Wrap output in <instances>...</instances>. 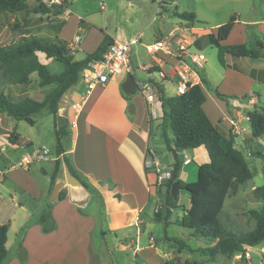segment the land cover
<instances>
[{
	"label": "crops",
	"instance_id": "obj_1",
	"mask_svg": "<svg viewBox=\"0 0 264 264\" xmlns=\"http://www.w3.org/2000/svg\"><path fill=\"white\" fill-rule=\"evenodd\" d=\"M231 1L235 4L245 0ZM128 3L131 4V1L128 0ZM159 4V8L163 9H167L171 4L177 6L172 0H160ZM100 8L104 10L105 7L101 5ZM205 8L203 17L198 14L196 8L183 6L185 10L181 11H193L196 20L189 22L172 13L179 19L172 24L167 20V14L158 15L159 12L150 7L148 10L144 9L137 26L119 24L114 20V10L111 9L106 14L107 24L98 31L88 28L84 18L76 16L69 41L80 34L83 46L80 42L74 53L75 59H81L92 52L104 34L109 35L112 40L129 42L131 39H137L138 42L131 45L129 68L116 79L87 89L86 83L80 78L72 86L62 115L68 120L70 141L64 146V151L55 156L53 123V164L49 173L42 170L46 173L45 177H37L28 164L22 182L9 178L11 168L22 166L19 164L20 160L17 165L12 164L7 173L0 170V179L3 177L2 181H8L14 189L5 194L0 192V223L8 224L5 241L7 256L4 264H164L173 257H177L179 262L189 257L187 251H176L162 235L155 236L150 229L156 225L158 230L162 231V223L153 218L161 203L158 204L160 197L156 192V175L145 167V160L156 157L163 164L161 157H166L167 162L163 166L167 168H170L172 162L168 146L173 143V134L168 117L163 115L158 99V87L163 90L164 95L176 93V89L173 93L167 92L170 86L176 87V76L173 75L176 62L167 54L161 53L158 57H152L144 53L143 45L169 37L175 42H186L189 51H198L205 57V66L200 71L208 82V88H203L205 101L202 108L224 137L229 134L234 136L235 147L238 143H249V136L253 137L247 114L252 109L250 107L264 99V59L253 62L245 56L220 55L218 48L205 39L197 45L194 43L206 33H215L216 28L226 22L232 14H235L236 22L222 44L242 43L261 36L264 38V17L261 16L264 0L252 2L247 16L250 18L244 19H239L243 11L238 6L228 10L220 20L213 19L215 11L211 5ZM69 13L66 3L63 11L57 14L63 18L57 32L65 25ZM9 22H15L14 17ZM209 24L211 25L208 26ZM2 42L3 39L0 38L1 44L9 43ZM262 43L264 44V41ZM79 51L88 52L77 58ZM134 67L148 73L146 80L142 79L140 72L136 73ZM60 69L61 66L53 70ZM128 72L138 83L139 93L136 91L134 94H126L122 91L121 83ZM139 78L142 79L140 83ZM144 83L149 85V91L153 93L151 101L146 99L142 91ZM213 89L235 97L226 102L218 98ZM129 103L133 104L132 113L128 111ZM243 108H247L244 110V116ZM4 116L10 117L4 113L0 114V131H15L18 133V140L15 144L0 141V147L4 145L6 149L8 146L6 151L12 152L20 145H31L32 138L24 136L18 128V123H15L21 120L13 118V124L4 126L1 124ZM153 123L156 127L154 131ZM3 135L0 132V137ZM42 147L46 146L42 144ZM5 149L0 151L2 159ZM63 157L68 158L67 165L75 176L99 191L102 207L99 200L84 186L64 184L60 189L63 198L49 199L56 179L61 177L63 164L67 163ZM178 157L181 160L179 179L185 182L195 180L197 164L208 161L205 149L200 147L182 150L178 152ZM57 158L62 159L61 168L52 183L51 176ZM198 159L200 162H197ZM167 195L173 199L169 206L171 211L178 205L181 189L176 197L169 194V191ZM185 200L186 206L182 207V213L190 205V199ZM47 208L50 209L55 227L44 232L38 219L40 213ZM178 217L180 216L175 219ZM170 226L181 225L172 221L166 225L167 235L173 237L167 232ZM107 232L112 233V247L107 245ZM144 235H148L147 244L142 242ZM183 235L185 240L195 238L191 229ZM111 249L118 252L117 256H109L108 250Z\"/></svg>",
	"mask_w": 264,
	"mask_h": 264
},
{
	"label": "trees",
	"instance_id": "obj_2",
	"mask_svg": "<svg viewBox=\"0 0 264 264\" xmlns=\"http://www.w3.org/2000/svg\"><path fill=\"white\" fill-rule=\"evenodd\" d=\"M35 5L29 9L27 0H0V13H18L31 10L34 13L51 11L57 15L63 11L67 0H63L61 5L53 8L47 7L42 0H34ZM173 14L189 22L196 20L193 11H173ZM236 22L235 14L220 24L215 33H206L197 38L194 43L197 45L203 39L209 44L215 45L219 54H230L235 57L245 56L253 62L264 59V44L258 38H251L242 43L226 45L222 44L233 25ZM62 23L58 25V28ZM7 26L20 29L21 37L19 41L1 44L0 43V76L5 83L25 84L30 81L31 74L36 73L40 86L51 85V88L41 100L24 96L17 101H12L8 96L0 91V114L4 113L17 120H24L29 124H34L33 116L47 110L52 115L55 126V156L64 151V146L70 141V132L67 130L68 120L58 113V101L64 91L70 86H74L81 78V71L90 61L101 57L107 46L112 43V38L104 34L101 42L90 53L81 59H75L70 53L68 43L55 37L49 40L35 33L21 30V24L8 22ZM41 52L46 58L52 59L61 65L58 71L53 70L45 63H42L37 56ZM208 88V82L200 71V83L193 84L182 94L164 95L163 90L158 87V99L161 103L163 115L168 117L173 143L168 146L171 153L172 162L170 164V177L163 184L167 185V193L171 184L175 181L179 183V188L184 190L189 199L190 205L184 209L180 217L172 222L192 230V235L197 238L208 239L213 242L207 247L191 249L182 239L170 237L166 233V225L171 221L168 216L169 206L173 200L167 195V214L162 215L160 207L154 212L155 221L162 223V238L166 240L176 251L183 250L189 252L197 251L209 258H215L217 254L232 255L235 252L244 251V245L255 246L264 241V182L256 186L252 193L262 201L259 210L250 209L249 214L255 220V226L249 231L236 230L228 227L223 216V204L226 195L230 191H235L238 184L252 178L253 173L247 165L243 153L234 146V136L229 134L224 137L217 127L209 120L202 108L205 101L203 88ZM220 99L228 102V99L235 97L212 90ZM149 114L151 115L150 111ZM249 128L253 137L264 135V112L252 109L247 114ZM6 135L10 144H15L18 140V133L15 131L1 130ZM202 147L205 149L208 161L197 164L196 179L185 182L179 179L181 160L178 152L185 149ZM261 154V153H257ZM264 158V153L261 154ZM0 159H2L0 155ZM69 164V160L63 157ZM62 159L54 161V171L51 176L52 183L61 168ZM83 183L84 188L94 195L102 207V199L99 191ZM161 186L157 189L161 203ZM63 198L60 192L58 199ZM177 207L180 205H176ZM39 223L44 232L51 231L55 223L50 213V209L43 210L39 215ZM7 223H0V264H4L7 249L5 247ZM164 264H179L178 258L173 257L166 260ZM182 264H200L198 262L183 261Z\"/></svg>",
	"mask_w": 264,
	"mask_h": 264
},
{
	"label": "rangeland",
	"instance_id": "obj_3",
	"mask_svg": "<svg viewBox=\"0 0 264 264\" xmlns=\"http://www.w3.org/2000/svg\"><path fill=\"white\" fill-rule=\"evenodd\" d=\"M129 1H131V4L128 3V0H70L67 2V8L69 9L70 13L66 16L67 20L65 25L58 32V25L62 23L61 21L63 18L61 15H54L51 11L34 13L31 10H28L24 13L18 12L17 14L3 12L0 13V38L3 39L2 43H13L19 41L21 37L20 29L6 26L7 22H9L12 17H14L16 23L21 24L22 31H29L31 34L35 33L42 37H46L49 40H54L55 36H57L58 38L68 42L70 40L69 34L72 32L71 30L76 16L83 17L88 28H95L97 31L100 28L103 29L107 24L106 14L111 9L114 10V20L118 21L119 24H130L135 26L140 23L144 9L148 10L150 7H153L154 10H157V12H159L158 15L167 14V20L172 24L179 20L172 14L173 11L185 10L183 9V6L196 8L198 14L205 17V6L211 5L215 11L213 19L216 20L223 19L228 10L234 6H238L243 11L241 16H239V19H244L250 18L247 16H249V7L252 5V2L257 3L261 0L238 1L235 4H233V1L231 0H172L173 2L177 3V6L171 4L167 7V9L159 8L160 0ZM27 3L29 5V9L35 5L34 0H27ZM44 4L46 5V3ZM101 5L105 7L104 10H101ZM46 6L49 7L48 5ZM261 16L264 17V10L261 13ZM210 25L211 24L208 26ZM203 26H205V24ZM258 38L261 41H264L263 36ZM81 43L83 46V41ZM86 50H88V47H86ZM85 52L88 51H79L76 54V57L80 58L84 56ZM143 52L146 53L145 50H143ZM37 56L42 63L48 64L55 70L59 69L61 66L54 60L46 58L41 52H37ZM134 70L136 73L140 72V74L143 76L142 79L146 80L145 76H147V72L139 70L136 67H134ZM142 79H138L139 83L142 81ZM50 87L51 86H40L38 84V77L36 73H32L30 81L25 84L5 83L0 76V91H3L12 101H17L24 96L41 100L46 92L49 91ZM175 89V86H170L167 92L173 93ZM137 93H139V91H137ZM60 101L62 102L63 100L60 99ZM251 108L264 112V99L254 107H250V109ZM245 109L247 108H243L242 116L245 115ZM61 114L64 115L63 110ZM33 119L35 120L34 125H31L24 120L15 122L18 123V128L20 129L21 133L26 137L32 138L33 141L31 145L26 147L20 145L18 148H14L12 152L6 151L9 148L6 146L5 155L0 162V170H2V172L7 173V170L11 168L12 164L17 165V162L20 160V156L26 154L27 152L30 153L36 148L42 147V144L49 149V155L47 159H35L29 164L37 177H45L46 173L50 172V167L53 164L51 159L53 150L52 146L54 145L52 115L45 110L34 115ZM244 121L246 122L245 118ZM13 122V118L4 116V121L1 124L5 126L13 124ZM245 122L244 127L246 126ZM154 130H156L155 123H153V131ZM236 147L245 156L247 165L252 171L253 176L245 182L238 184L235 191L228 192L223 204L222 218L225 220L229 228L232 227L236 230L249 231L255 226V220L250 216L249 210H259L262 206V201L259 198H256L252 191L256 186H259L264 182V158L261 155L264 153V135L260 137L249 136V143H238L236 144ZM161 159L163 164L166 165V157H161ZM197 162H200L199 159ZM27 169L28 166L25 165L15 166L14 169H10V175L8 176L9 178H12V180H18L22 182L25 178L24 175ZM42 170H46V173L42 172ZM2 179L3 177L0 179V192L5 194L6 192L13 191L14 189L9 185L8 181H2ZM186 198H189L187 193L184 190H181V196L178 199V205L180 206L174 207L170 211L168 216L169 220L173 221L175 220L176 216H180L182 213V207L186 206ZM150 229L155 236L160 237L162 235V231H159L156 225L152 226ZM187 230L190 229L183 226H170L167 232L174 238L182 239L184 241L185 238L183 237V234H186ZM185 241L191 249H197L211 245V241L204 238L195 237L186 239ZM142 242L147 244L148 235H144L142 237ZM108 251L109 256L115 257L118 254L117 251L112 249ZM249 252V257H247L243 251V253L235 252L232 255L217 254L215 258L211 259L208 256H204L200 252L189 251V257L186 260L190 263L198 262L200 264H264V241L255 246H250ZM179 264H182V262H179Z\"/></svg>",
	"mask_w": 264,
	"mask_h": 264
},
{
	"label": "built area",
	"instance_id": "obj_4",
	"mask_svg": "<svg viewBox=\"0 0 264 264\" xmlns=\"http://www.w3.org/2000/svg\"><path fill=\"white\" fill-rule=\"evenodd\" d=\"M49 7L61 5L63 0H42ZM82 40V35H75L68 43L71 54H74ZM137 39H131L129 42L113 40L101 57L97 60L90 61L81 71V78L86 83L87 89L97 84H103L109 80L116 79L119 74L129 68V57L131 45L137 43ZM146 53L152 57H158L159 54H167L176 62L173 75L176 76V94L184 93L188 87L200 83V70L205 65V57L198 51H189L186 42H175L172 38H160L153 42L143 45ZM164 77V74L161 73ZM142 91L148 101L153 99V93L149 91V85L143 84ZM248 119V117H247ZM0 141L8 144L6 135L0 137ZM5 146L0 147L3 151ZM49 155V149L40 147L31 153H26L20 158V165L27 166L35 159H44ZM145 167L152 170L156 175L157 189L161 184L170 177V169L164 167L156 157H150L145 160ZM249 247L244 245V253L250 256Z\"/></svg>",
	"mask_w": 264,
	"mask_h": 264
},
{
	"label": "water",
	"instance_id": "obj_5",
	"mask_svg": "<svg viewBox=\"0 0 264 264\" xmlns=\"http://www.w3.org/2000/svg\"><path fill=\"white\" fill-rule=\"evenodd\" d=\"M71 88H72V86H70L67 91L63 92L62 96L60 97V99L63 101L62 102L58 101V106H59L58 113L60 115H62L61 112H62L63 108L67 105L69 91L71 90ZM121 89L126 94H134L138 89V83L136 82L134 77L129 72L127 73L125 79L121 83ZM128 111L130 113H132L134 111L132 103H129ZM60 173H61V177L56 179V181H55V183L51 189V192L49 195L50 200H54L59 196L60 189L64 184H68L70 186H78V187L83 186L82 181L70 171L67 163L63 164V169H61ZM179 189H180L179 183L177 181H175L171 184V186L169 188V194L173 195V197H176ZM166 200H167V185L163 184L161 186V204H160V209H161V213L163 216H165L167 214ZM111 237H112L111 232H107L105 234V239H106L107 245L109 247L113 246L112 241H111Z\"/></svg>",
	"mask_w": 264,
	"mask_h": 264
}]
</instances>
